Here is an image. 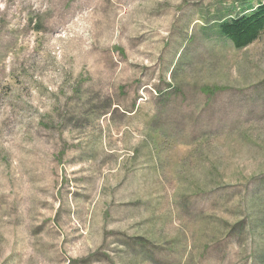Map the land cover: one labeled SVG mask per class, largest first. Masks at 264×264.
I'll use <instances>...</instances> for the list:
<instances>
[{
	"label": "rangeland",
	"instance_id": "obj_1",
	"mask_svg": "<svg viewBox=\"0 0 264 264\" xmlns=\"http://www.w3.org/2000/svg\"><path fill=\"white\" fill-rule=\"evenodd\" d=\"M242 1L0 0V264H264Z\"/></svg>",
	"mask_w": 264,
	"mask_h": 264
},
{
	"label": "trees",
	"instance_id": "obj_2",
	"mask_svg": "<svg viewBox=\"0 0 264 264\" xmlns=\"http://www.w3.org/2000/svg\"><path fill=\"white\" fill-rule=\"evenodd\" d=\"M241 5V12L231 19H220L218 25L221 35L229 39L236 49L252 44L264 32V2L255 6L253 0H243Z\"/></svg>",
	"mask_w": 264,
	"mask_h": 264
},
{
	"label": "bare ground",
	"instance_id": "obj_3",
	"mask_svg": "<svg viewBox=\"0 0 264 264\" xmlns=\"http://www.w3.org/2000/svg\"><path fill=\"white\" fill-rule=\"evenodd\" d=\"M59 24V23H58ZM93 188V187H92Z\"/></svg>",
	"mask_w": 264,
	"mask_h": 264
}]
</instances>
